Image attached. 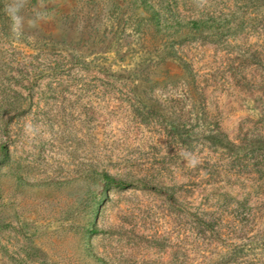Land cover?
I'll return each mask as SVG.
<instances>
[{"label":"rangeland","instance_id":"obj_1","mask_svg":"<svg viewBox=\"0 0 264 264\" xmlns=\"http://www.w3.org/2000/svg\"><path fill=\"white\" fill-rule=\"evenodd\" d=\"M0 0V264H264V0Z\"/></svg>","mask_w":264,"mask_h":264},{"label":"clouds","instance_id":"obj_2","mask_svg":"<svg viewBox=\"0 0 264 264\" xmlns=\"http://www.w3.org/2000/svg\"><path fill=\"white\" fill-rule=\"evenodd\" d=\"M25 0H13V2L6 6V12L13 21V30L15 31L20 23L21 17L18 15L21 8L24 6Z\"/></svg>","mask_w":264,"mask_h":264}]
</instances>
